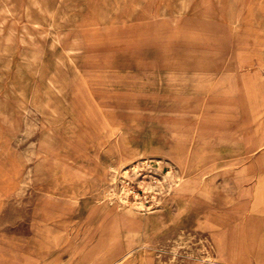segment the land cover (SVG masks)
<instances>
[{"label":"rangeland","instance_id":"rangeland-1","mask_svg":"<svg viewBox=\"0 0 264 264\" xmlns=\"http://www.w3.org/2000/svg\"><path fill=\"white\" fill-rule=\"evenodd\" d=\"M0 264H264V0H0Z\"/></svg>","mask_w":264,"mask_h":264}]
</instances>
